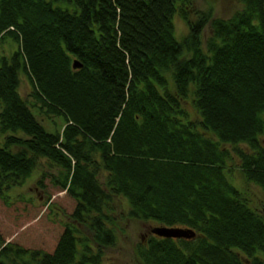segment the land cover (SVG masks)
Listing matches in <instances>:
<instances>
[{
    "label": "trees",
    "instance_id": "16d2710c",
    "mask_svg": "<svg viewBox=\"0 0 264 264\" xmlns=\"http://www.w3.org/2000/svg\"><path fill=\"white\" fill-rule=\"evenodd\" d=\"M195 1L0 0V44H16L0 51V198L11 205L43 159L57 173L37 184L75 200L64 219L45 201L62 226L52 249L0 236V264H101L123 216L195 232L140 241V264H264V213L229 165L264 192V0L228 18ZM35 108L64 124L47 130Z\"/></svg>",
    "mask_w": 264,
    "mask_h": 264
},
{
    "label": "rangeland",
    "instance_id": "374dc122",
    "mask_svg": "<svg viewBox=\"0 0 264 264\" xmlns=\"http://www.w3.org/2000/svg\"><path fill=\"white\" fill-rule=\"evenodd\" d=\"M195 10L204 11L212 9L213 17L228 18L241 8L238 0H196L193 5ZM196 13L190 14V19L195 20ZM175 35L181 40L188 32V25L185 20L178 15L174 17ZM203 30V40L210 35L209 24L205 25ZM15 43L7 38L0 44V51L9 55L15 48ZM20 94L23 98L31 102V86L26 75H20ZM36 118L47 130L61 128L64 120L60 116L47 117L39 113L37 108L33 109ZM191 117H197L193 108L189 107ZM261 142L264 144V134L261 135ZM228 147V146H227ZM43 166L35 169L26 181L9 191L10 196L15 199L11 205H6L0 198V236L5 243L11 241L24 247L50 250L57 240L59 231L62 226L58 223L53 212L58 213L61 219H64L65 213H71L75 206V200L61 190L58 186L53 185L49 178L44 183L46 188H41L37 182L41 172L48 171L51 174L57 173L53 167L50 168L45 160L40 161ZM232 167V176L234 183L240 187L264 213V192L256 185L246 183L238 169V160L233 157L229 161ZM50 176V175H49ZM232 180V179H230ZM51 204L52 211H49L45 201ZM129 208L125 198L116 197L112 201V214L115 217L125 214ZM157 226L154 221H141L131 218H118L116 220L115 230L117 240L115 245L102 249L101 264H140L136 248L139 242H146L147 237L154 235L150 229ZM2 246V245H1Z\"/></svg>",
    "mask_w": 264,
    "mask_h": 264
},
{
    "label": "water",
    "instance_id": "95a60500",
    "mask_svg": "<svg viewBox=\"0 0 264 264\" xmlns=\"http://www.w3.org/2000/svg\"><path fill=\"white\" fill-rule=\"evenodd\" d=\"M81 65L78 63H74L73 67L77 68ZM151 232L159 237H169V238H193L195 236V232L189 228L182 227H168V226H155L152 227Z\"/></svg>",
    "mask_w": 264,
    "mask_h": 264
},
{
    "label": "flooded vegetation",
    "instance_id": "af4514ba",
    "mask_svg": "<svg viewBox=\"0 0 264 264\" xmlns=\"http://www.w3.org/2000/svg\"><path fill=\"white\" fill-rule=\"evenodd\" d=\"M150 231H151V229H150Z\"/></svg>",
    "mask_w": 264,
    "mask_h": 264
}]
</instances>
